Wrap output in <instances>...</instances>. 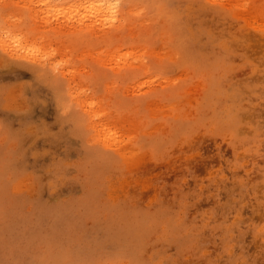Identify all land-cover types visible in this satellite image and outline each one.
Returning <instances> with one entry per match:
<instances>
[{"label": "rangeland", "instance_id": "rangeland-1", "mask_svg": "<svg viewBox=\"0 0 264 264\" xmlns=\"http://www.w3.org/2000/svg\"><path fill=\"white\" fill-rule=\"evenodd\" d=\"M85 1L0 0V264H264V0Z\"/></svg>", "mask_w": 264, "mask_h": 264}, {"label": "bare ground", "instance_id": "bare-ground-1", "mask_svg": "<svg viewBox=\"0 0 264 264\" xmlns=\"http://www.w3.org/2000/svg\"><path fill=\"white\" fill-rule=\"evenodd\" d=\"M81 2V1H80ZM82 3V2H81ZM85 3H86V5L87 6H83L84 8L85 7H89L88 9L91 11V12H93V14L86 8L85 10H87V12L85 11V12H83L84 11V9L83 10H79L80 12L82 11V13H81V15H86V13H88L89 12V14L91 13L92 15H94V14H97L98 15V18H100V16H99V14L102 16V18H100V19H102V20H105L106 18H107V16H108V13L109 12H111V9H112V6H114L113 4H111V3H109V2H105V0H104V2H99V1H92V0H86L85 1ZM78 5V4H77ZM79 5H80V3H79ZM82 6V5H81ZM70 9H72V7H70ZM115 9V8H114ZM74 11H75V9H73ZM72 10V11H73ZM78 11V12H79ZM69 12H71L70 10H69ZM78 12H76V13H78ZM84 13V14H83ZM70 15V14H69ZM91 15V16H92ZM111 15V14H110ZM95 16V15H94ZM93 16V17H94ZM113 16V14L111 15V17ZM81 17V16H80ZM80 17H79V21H80ZM86 17H88V16H86ZM110 17V16H109ZM108 17V18H109ZM83 18H84V16H83ZM89 18H90V16H89ZM95 18H96V16H95ZM99 19V20H100ZM81 20H82V18H81ZM85 20V19H84ZM84 20L82 21V22H84ZM97 20V19H96ZM92 22H93V20H92ZM80 25H81V22H80ZM83 25V24H82ZM93 25V24H92ZM10 40H11V38L12 37H9V36H7ZM41 37V36H40ZM39 37V38H40ZM7 38V39H8ZM1 39V38H0ZM23 40L25 41V39L23 38ZM22 39H17V38H14V39H12V42H6V41H4V40H0V47L5 51V52H11V55H13V56H15V54L16 55H18V54H21L23 51L25 52V54H31V53H28L27 51H25V48H23V47H25V46H23L22 44H21V41H23ZM21 44V45H20ZM223 45V44H222ZM243 45V44H242ZM22 50V51H21ZM23 52V53H24ZM6 55V54H5ZM19 56V55H18ZM22 56V55H21ZM13 58V57H12ZM34 58V57H33ZM14 59V58H13ZM39 60V59H38ZM36 61V60H35ZM40 61V60H39ZM50 61V60H49ZM51 61H52V59H51ZM35 64V63H34ZM16 65V64H15ZM45 67V66H44ZM35 70V69H34ZM53 70V69H52ZM55 71V70H54ZM53 71V72H54ZM33 72V71H32ZM33 73H35V72H33ZM38 73V72H37ZM55 75V74H54ZM250 89V88H249ZM53 90V89H52ZM58 101V100H57ZM59 102V101H58ZM59 104V103H58ZM60 105V104H59ZM244 112V111H243ZM225 114V113H224ZM227 119V118H226Z\"/></svg>", "mask_w": 264, "mask_h": 264}]
</instances>
